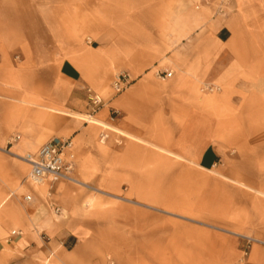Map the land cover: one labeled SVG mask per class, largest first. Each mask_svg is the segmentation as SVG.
I'll use <instances>...</instances> for the list:
<instances>
[{"label": "crops", "instance_id": "1", "mask_svg": "<svg viewBox=\"0 0 264 264\" xmlns=\"http://www.w3.org/2000/svg\"><path fill=\"white\" fill-rule=\"evenodd\" d=\"M199 2L0 0V150L14 135L16 155L71 139L80 184L264 239V0H230L225 18ZM157 69L173 75L160 81ZM118 71L134 81L113 95ZM202 84L221 92L202 94ZM88 91L102 98L96 109ZM28 171L0 151V264H52L86 238L78 215L90 194L33 186ZM114 206L155 234L148 245L175 256L168 263L238 256L231 238ZM249 262L264 264V250Z\"/></svg>", "mask_w": 264, "mask_h": 264}, {"label": "rangeland", "instance_id": "2", "mask_svg": "<svg viewBox=\"0 0 264 264\" xmlns=\"http://www.w3.org/2000/svg\"><path fill=\"white\" fill-rule=\"evenodd\" d=\"M212 18L216 17L212 14ZM157 71L165 72V70L160 69H157ZM122 73L128 74V72L125 71H118L112 77L110 83V91L113 95L115 94L112 91V82L118 74ZM130 78L131 85L134 79L132 77ZM205 87L216 86L202 84V94L210 95L219 94L221 92V89L219 87H217L219 88V91L213 93L205 90ZM114 111L115 110H111L112 120L119 117L120 115L119 112H117L118 115H114ZM15 136L17 137L18 135L12 136L11 139ZM18 137L20 140V136ZM102 139L103 138L101 137V140ZM0 151L20 162L22 161L18 156L21 157L25 155L12 154L9 151V144L8 146H6V148L1 149ZM75 171L76 167L72 175L74 181L66 183L73 184L74 186H77L79 188L81 187L82 189L86 190L88 194H90V196L85 198L90 200H87L83 203V206H81V212H79L78 215L80 216L78 221L79 226L83 230L84 236L86 238L83 240L80 247L77 248V250L68 253L64 252V256H50V261L52 260L51 262H53L52 264H175L173 262L168 263L167 261L168 259H172L175 256H170L167 254L162 255L161 253H158L162 250L161 247L157 248L148 245V243L151 244V242L155 244V242L159 240L156 239L155 234H153L152 232L147 233L145 229H141L140 223H135V219L133 218L136 214L127 209L129 207L114 206V204L116 205L120 202L122 204L130 205L133 207H137L138 209L147 211L149 214L181 220L197 226L206 232L215 233L220 236L233 239L237 244L238 256L231 262H227L226 264H250L249 259L252 250H264V239L262 238H257L245 234H236L209 223L197 222L181 218L160 208L142 206L132 200H126L123 197L115 198L114 196L101 192L90 185L88 186L86 184H80L75 178ZM93 199L106 200L108 204L102 206H97L95 205V203L91 204V201ZM117 200L118 202H120L117 203ZM131 220L133 222H131ZM247 240L250 241L248 248L246 247ZM165 242L167 243L168 239H166Z\"/></svg>", "mask_w": 264, "mask_h": 264}, {"label": "built area", "instance_id": "3", "mask_svg": "<svg viewBox=\"0 0 264 264\" xmlns=\"http://www.w3.org/2000/svg\"><path fill=\"white\" fill-rule=\"evenodd\" d=\"M211 8L212 14L215 17L225 18L229 7L230 0H200L195 9L201 7ZM155 77L158 80L165 81L172 77L171 71L155 72ZM131 83L129 74H118L112 82V91L115 95L125 91ZM205 90L213 93L219 91L217 87H205ZM89 102L93 109H96L102 104L101 98L88 91ZM118 115L117 111L113 112ZM104 139V137H102ZM19 137L15 136L9 141V146L17 144ZM73 142L71 139L53 138L34 153H27L24 156H18L21 161H27L29 172L27 182L33 186L48 184L50 187L59 182H73V173L75 170V156L72 152ZM50 196V194H48ZM25 202L31 201L30 196L23 198ZM54 212H58L57 208H53ZM250 241H246L248 248ZM246 255V254H244Z\"/></svg>", "mask_w": 264, "mask_h": 264}, {"label": "bare ground", "instance_id": "4", "mask_svg": "<svg viewBox=\"0 0 264 264\" xmlns=\"http://www.w3.org/2000/svg\"><path fill=\"white\" fill-rule=\"evenodd\" d=\"M22 162H24V163H26V164L28 165L27 161H22ZM28 166H29V165H28Z\"/></svg>", "mask_w": 264, "mask_h": 264}]
</instances>
